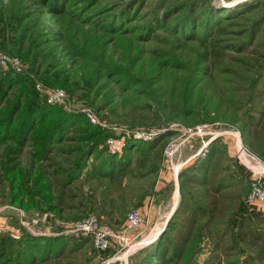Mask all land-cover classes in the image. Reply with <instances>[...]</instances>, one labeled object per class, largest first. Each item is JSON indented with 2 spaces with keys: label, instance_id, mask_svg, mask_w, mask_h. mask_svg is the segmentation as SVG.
Here are the masks:
<instances>
[{
  "label": "rangeland",
  "instance_id": "1",
  "mask_svg": "<svg viewBox=\"0 0 264 264\" xmlns=\"http://www.w3.org/2000/svg\"><path fill=\"white\" fill-rule=\"evenodd\" d=\"M251 1H211L210 6H220L218 8H222L225 14L230 13L232 18L223 21L224 31L214 35L218 46L225 52L221 65L215 68L211 58L207 61L201 59L204 49L199 43L188 41L180 33L184 28L182 21L191 19V29L196 35H202L203 3L192 12L189 0H61L59 5L64 8V13L51 14L42 0H0V46L4 48L0 47V51L19 63V71L0 68V75L12 71L25 76L40 100L43 97L36 89V83L60 88L64 90L65 97L58 106L64 113L83 115L84 110H90L99 122L105 124L106 128L91 124L104 133L99 146L103 151L85 157L84 162L88 163L85 170L93 162H98V156L108 154L120 158L129 141L147 143L167 134L163 140L162 166L142 176L144 169L138 167L141 158L130 152L119 195L112 193L111 182L104 186L107 188L104 191L94 179L82 175L70 184L69 194L73 196L66 199L60 216L47 210L33 208L27 211L14 206L10 202V187L1 174L6 160L0 158V249L5 256L13 257V250L25 238H58L66 241V249L75 248L70 255L66 253L62 257V263L135 264L138 252L164 231L166 222L177 207L179 183L182 181L179 176L185 167L196 159L204 158L212 142L217 141L215 146L220 149L223 148L222 139L235 137L226 132H236L241 145L248 150L239 130L244 119L252 122L257 118L264 120V6L241 16L237 13L242 4ZM258 20L259 29L255 37L250 38ZM156 21H160L158 29L154 28ZM229 21L232 23L227 24ZM110 22H113L111 26ZM113 28L121 32L113 33ZM148 35V40H142ZM227 44L238 48L243 46V50L227 49L224 47ZM112 72L116 73L112 75ZM64 79L66 85L63 88L45 82ZM14 96L11 93L8 99ZM228 99L234 105H229ZM198 124H206L212 132L221 134L211 140L209 135L191 137L179 146L174 156L165 153L171 144L183 140L184 135L180 131ZM77 136L81 135L74 130L62 135V141L55 148L59 151L55 150L48 161L54 163L47 167L49 171L58 165L75 168L71 162H75L86 148ZM109 137H124V146L119 154L107 151L106 140ZM207 141L203 147V142ZM191 144L193 150L200 147L194 152L197 154L191 161L178 165L176 157L181 151L182 156L188 154L192 150L189 148ZM254 156L264 164L262 158ZM18 161L23 169L31 162H44L32 158L30 143L21 150ZM224 166L229 191L234 192V197L227 213L210 222L209 229L204 231L210 242L207 244L203 238L199 243L195 240L190 245L187 258L199 263L207 260L208 264H216L217 261L221 264H243L244 261L264 264V260L258 262L254 258L253 249L241 242L236 228L242 215L245 222L255 225L250 216L253 205L264 212L260 204L247 202L249 179L261 177L264 187V173L252 177L247 171L249 179L239 177L236 168H247L236 159V152L232 161ZM143 189L148 194L142 203L137 204L136 199ZM111 197H114L111 204L115 214L110 218L99 216L103 202ZM133 210H139L143 217L139 228L134 230H139L141 236L126 231V218ZM19 211L24 215L20 216ZM153 211L160 217L156 226L148 221ZM90 215L113 231L126 232L128 244L111 243L106 249H95L89 236L73 231L78 222ZM216 231L224 235V240L213 236ZM84 241L86 243L81 247L79 242ZM13 242L15 245L11 247ZM224 244L231 246L228 251L221 250Z\"/></svg>",
  "mask_w": 264,
  "mask_h": 264
},
{
  "label": "trees",
  "instance_id": "2",
  "mask_svg": "<svg viewBox=\"0 0 264 264\" xmlns=\"http://www.w3.org/2000/svg\"><path fill=\"white\" fill-rule=\"evenodd\" d=\"M59 1L61 0L48 3L47 0H42V3L46 5L49 13L60 14L64 13V8L59 5ZM211 1L189 0L188 6L192 12L202 7L203 3L205 14L202 15L204 17L202 35H196L191 29L193 24L191 19L182 21L184 28L180 33H183L181 36L188 41H197L204 49L201 59L207 61L211 58L212 66L216 68L218 64L221 65L225 52L223 47L218 46V40L214 38V35L223 32L225 27L221 25L222 22L232 18L230 13L225 14L222 8H218L220 6H210ZM261 6H264V0H253L242 4L237 13L241 16ZM230 23L232 21L227 24ZM259 23L260 20L254 24L250 38L255 37ZM112 24L113 22H110L109 26ZM160 26V21H156L154 28L158 29ZM113 29V33L121 32L120 29ZM149 35L142 37V40H148ZM0 47L3 48V45ZM224 47L227 49L233 47V50L237 52L243 50V46L238 48L227 44ZM112 73L114 75L116 72ZM65 80L61 82L45 80V82L63 88L66 85ZM31 87L33 86L30 80L25 76L22 77L12 71L0 75V158L6 160L1 174L10 187V202L14 206L27 211L33 208L47 210L60 216L66 199L73 196L69 194V186L80 176L94 179L104 191L107 190L104 186L111 182L112 193L119 195L126 176L125 166L130 161V152L133 151L134 155H139L141 158V160L138 159V167L144 169L143 172L145 171L142 172V176L164 164L165 142L163 140L167 134L147 143L129 141L120 158L108 154L98 156V162H93L91 167L85 170L88 166V163L84 162L85 157L89 158L94 152L99 154L103 151L99 149V146L103 142L104 133L98 127L91 125L84 115L64 113L58 104L51 105L40 100L37 91ZM9 93L15 94L14 100L8 99ZM228 102L229 105H234L231 104L234 103L231 99H228ZM243 123L239 130L247 143V151L264 160V120L257 118L252 122V120L244 119ZM71 130L80 133L81 136L77 137L85 143L86 147L83 154L79 155L75 162H71L75 168H62L58 165L49 171L47 167H52L54 163L48 161L52 159L55 150L59 151L55 149L56 146L62 141V135ZM216 142L211 143L204 158L196 159L191 165L185 167L183 174H180L182 181L179 183V203L167 221L164 231L154 242L138 252V260L135 264L210 263L207 260L199 263L187 256L190 253V245L195 240L199 243V239L203 238L207 244L210 242L204 231L209 229L210 222L216 218H222L227 213L230 201L234 197V192L229 191L227 176L224 173V164L231 162L232 158L227 155L225 144L222 143L223 148L217 149ZM27 143H30L32 158L44 162H31L29 167L23 169L18 159ZM60 151L62 152L61 149ZM139 194L136 199L137 204L142 203L148 193L143 189ZM113 198L111 197L106 203L103 202L98 212L99 216L106 215L110 218L115 214L112 211L114 206L111 204ZM95 211L97 212L98 209ZM251 224L245 222V217L241 216L236 226L238 238L253 249L254 258L261 262L264 260V227ZM217 232L213 236L218 240H224V235ZM25 239L18 248L13 250V257L5 256L0 249V264H71L61 262L66 253L70 255L75 249H66L68 247L66 241L58 238ZM79 243L83 247L86 241ZM79 243L75 242V245L78 246ZM3 245L6 243L3 242ZM13 245H15L14 242L11 247ZM229 247L231 246L224 244L221 250L228 251ZM216 264H221V262L217 261ZM243 264L251 263L244 261Z\"/></svg>",
  "mask_w": 264,
  "mask_h": 264
},
{
  "label": "built area",
  "instance_id": "3",
  "mask_svg": "<svg viewBox=\"0 0 264 264\" xmlns=\"http://www.w3.org/2000/svg\"><path fill=\"white\" fill-rule=\"evenodd\" d=\"M18 65L19 63L17 59L8 58L6 54L0 51V68H11L12 70L19 71L17 68ZM35 86L47 104H60L65 97L64 90L60 88L43 87L39 83H36ZM83 115L91 124L98 125L101 128H106L105 124L99 122L90 110H84ZM180 132L184 135L183 140L178 144H171L167 149L168 151H165V153L170 157L172 155L174 156V154L178 151L179 146L191 137H205L209 135L211 140L221 134V132H212V129L206 124H198L194 127L185 128ZM226 133L235 136L237 140L236 159L240 161V163H242L247 169H249L252 177L255 174L264 173V164L259 162V160H257L254 155L250 154L246 148L241 145L238 134L234 131ZM123 139L124 137H121L120 139H115L114 137L107 138V151L112 154H119L124 146ZM209 141L203 142V147H205L206 143ZM254 177L255 178H250L248 182L249 193L247 202L249 204L258 203L264 208V187L261 182V177ZM19 214L20 216L24 215L21 211H19ZM142 221L143 217L139 210L130 211L126 218V231L138 229ZM73 231L80 232L85 236H89L91 238L93 247L97 250L106 249L111 243L118 245L124 244L126 246L129 241L126 232L120 233L113 231L107 226L101 225L99 223V219L92 215L86 216L83 220L78 222L76 229Z\"/></svg>",
  "mask_w": 264,
  "mask_h": 264
},
{
  "label": "crops",
  "instance_id": "4",
  "mask_svg": "<svg viewBox=\"0 0 264 264\" xmlns=\"http://www.w3.org/2000/svg\"><path fill=\"white\" fill-rule=\"evenodd\" d=\"M234 138H231L232 140H228L226 138L222 139L223 144H225L226 149H227V155H229V157H231V158L234 156V153L236 152V148H237V140H236V138L235 139ZM189 148L192 149L193 145L191 144L189 146ZM197 148H200V147L198 146ZM197 148H195L194 150L193 149L192 150L189 149L190 150L189 153L184 155V156H182V151H181V153L176 157L177 164L181 165V164H184L186 162L191 161V159L194 157V155L197 154V152L194 153L197 150ZM236 169H237L236 172L239 175V177H241L243 179H249L247 177V174H248L247 171H249L248 169L245 170L243 167H241V168L237 167ZM262 179H263V183H264V176L262 177ZM253 206L250 209L251 210L250 216H251V218L253 220V223H255V226H257V227H264V212H262V210H260L261 208H259L258 206H256L257 208H254ZM142 209H143V207H142ZM148 218H149L148 221L151 222V223H154L155 226H156L158 224V219L160 217L158 218L156 216V213H154V211H153V212L150 213ZM129 231H130L129 233L134 232L136 234V236H141L139 234V230L138 231L129 230Z\"/></svg>",
  "mask_w": 264,
  "mask_h": 264
},
{
  "label": "water",
  "instance_id": "5",
  "mask_svg": "<svg viewBox=\"0 0 264 264\" xmlns=\"http://www.w3.org/2000/svg\"><path fill=\"white\" fill-rule=\"evenodd\" d=\"M166 224H167V222H166ZM166 224H165V226H166ZM165 226H164V228H165ZM164 228H163V229H164Z\"/></svg>",
  "mask_w": 264,
  "mask_h": 264
},
{
  "label": "bare ground",
  "instance_id": "6",
  "mask_svg": "<svg viewBox=\"0 0 264 264\" xmlns=\"http://www.w3.org/2000/svg\"><path fill=\"white\" fill-rule=\"evenodd\" d=\"M152 241V240H151ZM150 242V241H149ZM148 243V242H147ZM125 254H123V256H124Z\"/></svg>",
  "mask_w": 264,
  "mask_h": 264
},
{
  "label": "clouds",
  "instance_id": "7",
  "mask_svg": "<svg viewBox=\"0 0 264 264\" xmlns=\"http://www.w3.org/2000/svg\"><path fill=\"white\" fill-rule=\"evenodd\" d=\"M237 2H239V0H237Z\"/></svg>",
  "mask_w": 264,
  "mask_h": 264
}]
</instances>
